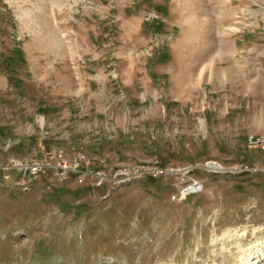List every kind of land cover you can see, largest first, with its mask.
<instances>
[{"label":"rangeland","instance_id":"374dc122","mask_svg":"<svg viewBox=\"0 0 264 264\" xmlns=\"http://www.w3.org/2000/svg\"><path fill=\"white\" fill-rule=\"evenodd\" d=\"M251 135L264 0H0V264H264ZM52 149L95 158L103 185L7 169ZM190 163L203 188L187 198L134 173Z\"/></svg>","mask_w":264,"mask_h":264},{"label":"built area","instance_id":"2783aa9c","mask_svg":"<svg viewBox=\"0 0 264 264\" xmlns=\"http://www.w3.org/2000/svg\"><path fill=\"white\" fill-rule=\"evenodd\" d=\"M249 144L250 146L254 147H262L264 148V136H261L260 138H256L255 135H251L249 137ZM260 145V146H257ZM48 156L44 161L40 160H33L31 162L25 161L22 162L20 160L14 159L12 160V166L10 167H16L20 171H23V179L21 182L25 181L26 176L28 175L30 178H37L41 173L44 174L47 172L49 167H54V176L58 180H64L68 177V172L69 171H77L79 173L78 179L80 182H83L85 179H87L89 176L93 180H97L96 183L98 185L102 184L104 181V178L106 177L105 171H87V172H82L80 171V167L82 164L85 165H90L92 163V160L90 157H87L84 153H77L73 158L68 159L67 156L64 154L63 150H52L47 152ZM55 162V164H51L52 162ZM207 166L214 171L220 170L221 166L219 164H216L215 162L213 163H208ZM150 167V166H149ZM195 166L187 164L181 167H160L158 165H153L152 167L148 168H137L135 169L136 174H141V173H153L154 175H172L175 176L176 179H179L181 181H185L182 185H177L180 197H186L190 193H195L199 191L202 187V183L194 177L190 176V171L195 168ZM254 170L257 171L258 167L254 168H248V166H241L239 167L236 165L234 167L235 172L237 171H247V170ZM119 175L123 176L124 172L120 171L118 173ZM142 174V175H143ZM189 178V182L187 179ZM120 180V179H119Z\"/></svg>","mask_w":264,"mask_h":264},{"label":"trees","instance_id":"16d2710c","mask_svg":"<svg viewBox=\"0 0 264 264\" xmlns=\"http://www.w3.org/2000/svg\"><path fill=\"white\" fill-rule=\"evenodd\" d=\"M15 55H16V57H14V58H18L19 59V61H20V63L22 62V61H24L23 59V55H24V53H23V50L21 49V48H16V50H15ZM169 59H170V53L168 52V51H165L164 52V54H163V56L162 57H160V61L159 62H163V63H166V62H168L169 61ZM159 60V59H158ZM9 70H11V68H9V67H7ZM94 165L95 166H97V160H95V162H94ZM94 166V167H95ZM95 168H98V167H95ZM49 177H48V174H42L39 178H37L35 181H39V180H47Z\"/></svg>","mask_w":264,"mask_h":264},{"label":"bare ground","instance_id":"6f19581e","mask_svg":"<svg viewBox=\"0 0 264 264\" xmlns=\"http://www.w3.org/2000/svg\"><path fill=\"white\" fill-rule=\"evenodd\" d=\"M93 164H94V161L92 162ZM88 167H89V165L87 166V165H85V164H82V166L80 167V171H82V172H87V170H88ZM91 167H93V166H91ZM77 171L75 172V171H69L68 172V177L66 178V179H64V180H67L69 177H70V175H76L77 176ZM42 175V173L38 176V178L40 177ZM48 180L49 179H53L50 175H48ZM107 178V175H106V177L104 178V180ZM32 181H34L35 182V180H33V179H31ZM64 180H61V181H64ZM56 181H59L58 179H56Z\"/></svg>","mask_w":264,"mask_h":264}]
</instances>
